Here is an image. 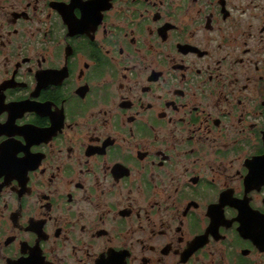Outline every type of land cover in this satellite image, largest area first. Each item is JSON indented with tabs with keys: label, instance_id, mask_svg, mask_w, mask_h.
Here are the masks:
<instances>
[{
	"label": "flooded vegetation",
	"instance_id": "flooded-vegetation-1",
	"mask_svg": "<svg viewBox=\"0 0 264 264\" xmlns=\"http://www.w3.org/2000/svg\"><path fill=\"white\" fill-rule=\"evenodd\" d=\"M0 264H264V0H0Z\"/></svg>",
	"mask_w": 264,
	"mask_h": 264
}]
</instances>
